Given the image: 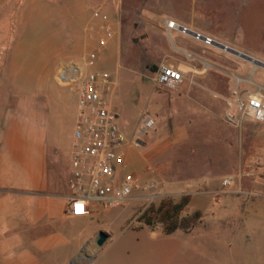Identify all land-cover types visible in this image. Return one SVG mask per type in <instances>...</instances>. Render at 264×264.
Wrapping results in <instances>:
<instances>
[{"label":"rangeland","instance_id":"rangeland-1","mask_svg":"<svg viewBox=\"0 0 264 264\" xmlns=\"http://www.w3.org/2000/svg\"><path fill=\"white\" fill-rule=\"evenodd\" d=\"M83 1L0 0V68L8 56L18 61L23 55L32 62L63 63L64 69L82 66L91 51L89 38L74 36L70 19L77 13L76 3ZM186 3L132 0L122 13L119 61L97 62L86 70H107L118 79L121 98L116 108L128 139L124 151L130 146L125 176H151L160 182L162 196L152 202L157 205L168 196L191 193L195 208L209 196L203 225L167 234L162 226L154 229L139 219L151 203L131 200L111 211L115 218L106 225L110 237L97 264H157L153 254L161 255L170 237L190 240L185 247L198 254V264H264V123L231 127L224 120L225 101L215 97L229 92L236 77L247 80L243 85L251 92L264 95V66L220 48L194 47L201 57L193 53L200 59L190 63L202 68L205 61L208 70L191 73L177 86L157 84L154 66L165 59L183 63L174 44H186L177 31L155 27L150 13L184 19L190 27L264 62V0H197L193 8L192 1ZM24 44L32 50L42 47L23 54L19 50ZM148 118L155 124L142 134ZM133 140L141 145L129 144ZM170 176H180L177 189L188 193L170 194ZM207 176H215L219 190H205ZM225 176H233L234 184L225 185Z\"/></svg>","mask_w":264,"mask_h":264},{"label":"crops","instance_id":"crops-1","mask_svg":"<svg viewBox=\"0 0 264 264\" xmlns=\"http://www.w3.org/2000/svg\"><path fill=\"white\" fill-rule=\"evenodd\" d=\"M131 1L84 0L79 6L76 3L77 13L70 19L73 35L89 38L87 46L90 53L99 52V65L119 61L123 46L122 13ZM177 1L188 5L187 0ZM190 1L193 8L197 0ZM96 11L100 15L96 16ZM150 13L157 23L155 27L162 32L177 31L168 29V19L190 24L173 15ZM106 27H111L115 34L101 47L99 40L105 36ZM177 34L186 44H174L175 52L180 54V49H184L201 57L194 47L204 51L217 49L179 31ZM21 47L19 51L23 54L32 50L25 44ZM41 47L39 44L38 50L35 48L32 52L40 51ZM182 56L185 66L192 64ZM7 59L0 68V264H97L101 247L96 240L100 231L107 232L108 221L115 218L111 211L120 206L103 211L95 205L84 216H73L68 211L78 125L76 84L62 79L63 63L32 62L25 55L18 61L9 56ZM120 98L119 88L116 104ZM214 177L207 176V183L203 185L206 191L219 190V181ZM149 178L152 177L141 179ZM181 179L168 177L170 194L188 193L177 189ZM189 194L187 212L204 213L211 198L203 196L198 201L200 206L192 208L194 196ZM189 241L166 238L162 254H153L154 260L157 264H198V254L185 247Z\"/></svg>","mask_w":264,"mask_h":264},{"label":"built area","instance_id":"built-area-1","mask_svg":"<svg viewBox=\"0 0 264 264\" xmlns=\"http://www.w3.org/2000/svg\"><path fill=\"white\" fill-rule=\"evenodd\" d=\"M95 15H100V12L96 11ZM167 26L169 30H177L205 46L220 48L217 46L220 40L187 24L168 19ZM114 34L111 27H106L105 36L99 40V45L106 46L108 39ZM180 51L190 60L200 59L188 50ZM98 60L99 52L93 51L82 66L64 69L60 74L64 81L76 84L78 93V125L70 178L72 194L69 196L68 206V211L73 216L87 215L95 205H99L104 211L131 200L152 203L162 196V185L156 179L143 180L138 176H125L124 149L128 139L121 129L120 114L116 108L118 79L107 70H86ZM208 68L205 61L204 66L198 68L193 64L185 66L183 63L175 64L165 59L158 65L154 81L164 86H177L189 80L191 73L202 74ZM245 82L248 81L236 77L229 92L215 94L216 98L225 101V122L236 129H242L252 122L264 123V95L251 92L248 87H244ZM154 124V119L148 118L142 134H146ZM130 143L141 145L137 140ZM224 184L233 185L234 177H226Z\"/></svg>","mask_w":264,"mask_h":264},{"label":"trees","instance_id":"trees-1","mask_svg":"<svg viewBox=\"0 0 264 264\" xmlns=\"http://www.w3.org/2000/svg\"><path fill=\"white\" fill-rule=\"evenodd\" d=\"M153 69L156 71L157 67L154 66ZM190 198V195H183L179 198L168 196L158 205L151 203L139 219L154 229L162 226L167 234L177 230L190 232L203 225L204 222L202 211L187 212Z\"/></svg>","mask_w":264,"mask_h":264},{"label":"water","instance_id":"water-1","mask_svg":"<svg viewBox=\"0 0 264 264\" xmlns=\"http://www.w3.org/2000/svg\"><path fill=\"white\" fill-rule=\"evenodd\" d=\"M217 46H219L220 48L226 49L229 52H231L233 54H236V55H238V56H240L242 58H245V59H247L249 61H252L255 64L257 63L259 65L264 66V62L263 61L255 58V57H253V56H251L249 54H246V53H244V52H242L240 50H237V49H235V48H233L231 46H228V45H226V44H224L222 42H217ZM109 237H110V234L108 232L103 231V230L100 231L99 236H98V238L96 240L98 246H100V247L104 246V244L107 242Z\"/></svg>","mask_w":264,"mask_h":264}]
</instances>
